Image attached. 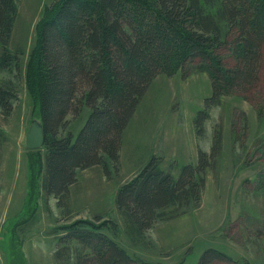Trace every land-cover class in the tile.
Instances as JSON below:
<instances>
[{
	"label": "trees",
	"instance_id": "16d2710c",
	"mask_svg": "<svg viewBox=\"0 0 264 264\" xmlns=\"http://www.w3.org/2000/svg\"><path fill=\"white\" fill-rule=\"evenodd\" d=\"M16 14L15 0H0L1 68L19 67V52L9 48ZM42 17L36 90L45 149L41 188L57 206H65L79 169L100 165L109 176V163L117 167L123 132L159 75L173 76L194 62L197 71L208 74L211 93L192 119L201 137L210 108L221 104L224 95L256 87L264 72V0H58ZM15 99L12 88L0 84L5 115ZM84 107L89 113L74 135L67 117L78 116ZM221 142L217 131L210 150L197 146L196 161L182 163L177 175L152 155L121 184L115 204L128 230L141 235L158 219L199 206L206 170L214 166ZM104 226L117 225L114 220L94 224L76 219L64 227L65 241L76 240L83 248L76 264L138 262L101 231ZM212 262L234 261L208 247L198 264Z\"/></svg>",
	"mask_w": 264,
	"mask_h": 264
},
{
	"label": "rangeland",
	"instance_id": "374dc122",
	"mask_svg": "<svg viewBox=\"0 0 264 264\" xmlns=\"http://www.w3.org/2000/svg\"><path fill=\"white\" fill-rule=\"evenodd\" d=\"M57 1L15 0L9 48L19 52V67H0V84L16 95L9 115L0 108V264H76L83 248L76 240L65 241L64 228L76 219L94 224L114 220L115 229L104 226L101 231L136 258L134 264H198L208 247L229 254L231 264H264L263 70L256 87L224 95L221 104L210 108L201 137L192 119L211 93L208 74L197 71L194 62L173 76L159 75L123 132L119 163H109L110 175L100 165L79 169L65 206H57L56 199L43 192L45 149H28L25 133L33 120L40 122L39 25ZM230 57L225 51L224 58ZM88 113L84 107L78 116L69 115L67 129L75 135ZM217 131L221 149L214 166L206 170L199 206L178 217L158 219L141 235L131 233L115 204L120 185L152 155L177 175L182 163L196 161L197 146L210 150Z\"/></svg>",
	"mask_w": 264,
	"mask_h": 264
},
{
	"label": "water",
	"instance_id": "95a60500",
	"mask_svg": "<svg viewBox=\"0 0 264 264\" xmlns=\"http://www.w3.org/2000/svg\"><path fill=\"white\" fill-rule=\"evenodd\" d=\"M44 142V130L42 124L33 120L25 133V146L28 149L39 148Z\"/></svg>",
	"mask_w": 264,
	"mask_h": 264
}]
</instances>
